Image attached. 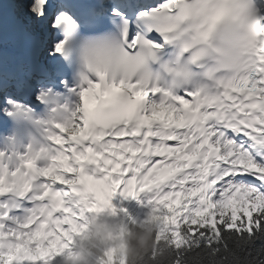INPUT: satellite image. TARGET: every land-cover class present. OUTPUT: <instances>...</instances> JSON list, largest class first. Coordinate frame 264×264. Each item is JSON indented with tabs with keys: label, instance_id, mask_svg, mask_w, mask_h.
I'll use <instances>...</instances> for the list:
<instances>
[{
	"label": "snow or ice",
	"instance_id": "1",
	"mask_svg": "<svg viewBox=\"0 0 264 264\" xmlns=\"http://www.w3.org/2000/svg\"><path fill=\"white\" fill-rule=\"evenodd\" d=\"M257 5L253 20L244 25L246 58L233 65L236 74L220 80L212 91H174L153 83L147 70L148 60L156 59L157 50L169 45L191 18L183 10L177 13L172 0H0V92L13 82L22 87L33 73L47 71L38 64L35 48L10 53L13 38L46 35L47 55L64 59L68 40L61 25L69 18L61 9H79L96 30L129 22L123 30L125 46L88 48L85 67L92 75L81 73L71 86L67 77L61 79L79 103L71 116L54 121L50 139L56 148L50 163L37 166L39 153L21 155L13 170L0 162V197H25L37 177L45 178L37 197L42 203L29 215L19 219L0 210V264H48L52 253L70 243L90 209L93 215L114 210L115 197L135 198L145 191L152 193L153 205L179 224L177 244L185 230L192 236L199 232L201 237L220 238L221 225L250 235L254 227L259 229L264 219V32H256L264 27V2L257 0ZM216 23L201 24L193 42L207 40ZM181 47L188 50L192 43ZM97 84L100 92L93 101L86 93ZM237 84H247L259 95L234 92ZM134 90L142 92L138 100ZM46 96L39 91L36 99L45 103ZM90 102L95 104L91 117ZM6 103L23 105L11 96ZM161 109H167V115L160 114ZM4 111L13 114V109ZM73 127L81 134L65 133ZM62 157L67 159L58 165ZM50 169L56 174L50 176ZM162 169L170 171L161 174ZM98 192L103 199L97 198ZM177 197L178 203L169 207L168 198ZM5 207L0 200V209Z\"/></svg>",
	"mask_w": 264,
	"mask_h": 264
},
{
	"label": "trees",
	"instance_id": "2",
	"mask_svg": "<svg viewBox=\"0 0 264 264\" xmlns=\"http://www.w3.org/2000/svg\"><path fill=\"white\" fill-rule=\"evenodd\" d=\"M152 218L151 223L140 221L137 213L129 211L127 219H118L119 231L114 238L109 234L90 235L88 232L85 239H74L75 245L86 251L82 252L84 256L93 254V264H264V219L259 229L253 228L251 235L246 230H226L221 225L220 238L201 237L199 232L192 236L185 230L182 242L177 244L176 236L172 235H177L179 226L176 232H168L169 236L162 233L164 223L172 221L173 217L153 213ZM122 237L127 243L126 249L121 246ZM93 241L100 245L99 250L92 247ZM162 247L166 249L161 250ZM173 248L177 253L169 252Z\"/></svg>",
	"mask_w": 264,
	"mask_h": 264
},
{
	"label": "clouds",
	"instance_id": "3",
	"mask_svg": "<svg viewBox=\"0 0 264 264\" xmlns=\"http://www.w3.org/2000/svg\"><path fill=\"white\" fill-rule=\"evenodd\" d=\"M235 9L234 15L231 17V19L235 21H239L240 26H243V14H244V9H243V0H235ZM226 15V11L222 10L220 12L215 13L210 21L209 24H214L216 23L222 16ZM147 237V234H145V238ZM92 247L96 249H100V245L97 244L95 241L92 242ZM131 251V250H129ZM47 254V253H45ZM93 254L90 252L88 256H84L83 254H77V258L80 260V264H93V260L91 259V256ZM71 257L62 259L61 264H70Z\"/></svg>",
	"mask_w": 264,
	"mask_h": 264
},
{
	"label": "rangeland",
	"instance_id": "4",
	"mask_svg": "<svg viewBox=\"0 0 264 264\" xmlns=\"http://www.w3.org/2000/svg\"><path fill=\"white\" fill-rule=\"evenodd\" d=\"M100 193H101V192H100ZM101 195H102V197H104V194H103V193H101ZM125 199H126V198H122V197H120V196H117V197L114 198V200H113V204H114L115 206H119V205H121L122 203H124V202L126 201ZM127 199H131V198H127ZM168 199H169L170 202L172 201L171 198H168ZM176 201H179V197H177ZM174 202H175V201H174ZM234 202H235V201H234ZM105 210H107V209H105ZM113 211H114V212H117V211H119V209H118V208H114ZM87 220H88V224L91 225L90 222H92L93 219H92V217H90L89 214H85V215L83 216V219H82V221H81L82 226H81V227H78V228H76V229L73 230V234L71 235L72 238L75 237V234L77 235L78 238H79V237H84L83 234H84V230H85V226H86L85 221H87ZM91 230L93 231V229H91ZM94 230H95V228H94ZM74 233H75V234H74ZM65 235L67 236V233H65ZM61 242L63 243V241H61ZM53 243H55V240L53 241ZM51 246H52V245H50L49 247H51ZM64 249H68V250H69V249H72L71 238H70V243H65V244H64ZM64 249H62L61 251H57V252L52 253V254H51V259H53L54 256H55L56 254L65 253V252H64ZM41 251H42V252H45V250H44L43 248H41ZM46 251H47V250H46ZM51 259H50V260H51ZM51 264H61V261H57V259L55 258V261H53Z\"/></svg>",
	"mask_w": 264,
	"mask_h": 264
},
{
	"label": "bare ground",
	"instance_id": "5",
	"mask_svg": "<svg viewBox=\"0 0 264 264\" xmlns=\"http://www.w3.org/2000/svg\"><path fill=\"white\" fill-rule=\"evenodd\" d=\"M31 81V80H30ZM31 82H34L36 85H34V86H41V82H36L35 80L34 81H31ZM43 86V85H42ZM44 90H45V88H44ZM35 94L37 93V91H38V89H36L35 88ZM22 96L24 97V102H29V101H32V99H33V96L32 95H27L26 93H24V94H22ZM13 100H22V99H13ZM19 102H21V101H19ZM92 234H94V233H90V235H92ZM166 248H164V247H162L161 248V250H165ZM173 251H175L174 250V248L173 249H169V252H173ZM176 252V251H175ZM177 253V252H176ZM179 254V253H178ZM123 257L125 258V255H123Z\"/></svg>",
	"mask_w": 264,
	"mask_h": 264
}]
</instances>
